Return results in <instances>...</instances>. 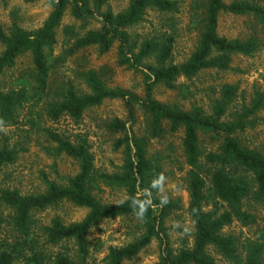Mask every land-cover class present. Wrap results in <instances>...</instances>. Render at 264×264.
Returning <instances> with one entry per match:
<instances>
[{
	"label": "trees",
	"instance_id": "obj_1",
	"mask_svg": "<svg viewBox=\"0 0 264 264\" xmlns=\"http://www.w3.org/2000/svg\"><path fill=\"white\" fill-rule=\"evenodd\" d=\"M47 1L51 12L37 30L28 32L13 24L8 34L0 32L3 47L0 77L13 69L20 57L28 55L30 60L29 68L18 75L12 87L6 90L0 87V124L15 126L20 114L27 109V126L39 130L45 116L51 121L63 116L78 121L87 109L98 107L104 101L119 100L128 111L129 121H134L135 107L143 112L149 139L181 132L180 152L189 168L187 217L192 225V244L177 252L170 249L164 221L179 209L178 205L164 202L157 196L161 168L147 157L146 139L129 134L124 122L114 120L109 128L122 134L115 148H123V161L119 171L111 174L95 169L86 142L71 143L50 130H43L49 143L55 145L53 152L74 160L79 170L65 185L47 181L44 192L36 195L23 196L16 190L0 189V207L7 211L4 223L8 230V236L0 243V264H88L90 231L104 221L117 218L137 221L141 232L128 244L110 248L103 264L131 261L153 240L158 242L159 248L155 264H215L207 254L209 248L229 264H262L264 232L258 240L240 243L232 235L223 234V230L234 221L244 226L255 223V217L249 212V202L264 212V155L245 148L237 137L253 128L256 116L264 110V91H255L252 103L236 112L231 121H224V116L238 94L235 85L220 87L212 98L210 113L197 105L184 110L176 104H162L153 99L152 91L161 85L166 90L178 91L187 99L188 86L179 84V79L189 81L204 71L226 72L231 69L232 57H253L261 47L260 42L253 37L245 40L220 37L218 18L221 13L251 16L264 27V4L258 0L228 5L223 0H203L202 12L195 19L200 28L196 47L186 61L172 64L170 57L175 43L172 36L146 39L135 53L128 31L143 20L149 9L177 13V1L130 0L128 7L117 14L109 10L101 12L110 0ZM68 8L77 21L98 15L101 27L82 37L69 27L68 36L73 43L65 50V57L87 48H95L104 55L117 45L119 66L134 71L144 69L141 71L144 76L142 98L106 87L100 76L91 70L76 75L86 92L70 82L53 87L51 75L63 63L64 56L54 57L52 49L56 44V30ZM152 56L155 63L144 64ZM200 136L207 137L215 147L205 155L200 149ZM6 144L5 141L0 144V172L15 163L24 150ZM102 187L124 190L127 198L117 204H102L97 197ZM63 203L87 210L86 217L69 225L53 218L38 232L33 214ZM1 218L0 215V228H3ZM68 243H72L73 249L67 250ZM55 247L59 250L56 253L51 250Z\"/></svg>",
	"mask_w": 264,
	"mask_h": 264
},
{
	"label": "rangeland",
	"instance_id": "obj_2",
	"mask_svg": "<svg viewBox=\"0 0 264 264\" xmlns=\"http://www.w3.org/2000/svg\"><path fill=\"white\" fill-rule=\"evenodd\" d=\"M178 2V12L175 14L159 13L148 10L143 20L128 31L131 37V46L137 53L138 47L146 39H161L172 36L175 43L171 58L172 64H180L186 61L194 51L200 28L196 18L202 12L203 0H171ZM253 0H223L228 5L232 2ZM261 5L264 0H258ZM130 0H110L102 7L101 12L111 11L114 14L124 11ZM51 12L47 0H38L28 3L25 0H0V32L8 34L11 26L16 24L20 29L31 32L40 28ZM73 28L76 35L82 37L89 31L98 30L101 27V19L98 15L86 21H77L70 15V8L56 30V44L52 49L54 57L64 56L63 63L52 73L50 82L55 88L61 83L70 82L80 91L86 92L85 86L76 77L84 71L96 72L106 87L120 89L132 95L142 98L144 95V76L139 71L130 70L118 65L117 45L100 55L94 48L78 51L72 56L65 57L67 50L73 43L68 36V28ZM217 34L226 39L245 40L256 38L260 49L253 57H232L230 70L220 72L216 70L201 72L191 80L183 78L178 83L188 86L189 94L183 99L178 91L166 90L157 85L153 88V99L165 105H178L181 109L189 110L191 105L202 107L210 113L212 98L220 87L235 85L238 94L230 103L224 121H231L233 115L242 107H248L253 100L255 91H264V27L251 16H234L221 13L218 18ZM3 47L0 44V53ZM28 55L17 59L13 69L6 71L0 77V87L6 90L13 86L19 74L25 72L30 64ZM155 63L152 56L144 61V64ZM27 109L20 114L15 126L5 127L0 124V144L17 146L24 149L18 155L15 163L8 165L0 172V189L16 190L21 195H36L44 192L47 181L59 185H65L66 181L78 173V164L63 155L53 152L55 145L49 143L44 129L58 134L61 138L71 143L86 142L89 153L93 156L94 167L100 172L108 174L118 172L122 166L123 148H115V142L122 137L121 133L114 132L109 125L114 120L126 124L129 134L137 138H145L147 141V157L161 168V179L158 182L157 196L164 202L175 203L178 210L173 211L165 218L164 227L169 240V247L174 252L185 245L192 244V225L187 217L188 190L187 173L189 168L185 165L180 152L181 136L163 134L157 139H149L147 135L146 116L143 112L134 108V121H129L128 111L122 101H104L100 106L87 109L82 117L75 121L67 116L57 121H51L46 116L42 118L40 129L31 130L26 122ZM253 128L247 129L237 137L241 144L253 151L264 155V110L256 116ZM207 137L200 136V149L204 155L214 149ZM204 157H202L203 160ZM102 204H117L126 200L124 190L102 187L97 194ZM249 212L255 217V223L244 226L234 221L223 230V234L232 235L240 243L245 240H256L260 233L264 232V212L252 202L248 203ZM1 208V207H0ZM3 228H0V243L8 236L4 221L7 211L0 209ZM87 215V210L77 208L69 203L60 204L54 208L36 212L33 214L35 229L39 232L48 226L53 218H59L65 225L82 221ZM139 224L131 218H117L104 221L96 229H92L88 235L89 244L88 264H103V259L110 248L122 247L140 235ZM258 240V239H257ZM66 246V245H65ZM63 248V247H62ZM60 249V248H59ZM73 249L72 243L67 244V250ZM54 253L57 247L51 249ZM240 251V250H239ZM207 254L215 264H229L217 252L209 248ZM158 242L153 240L148 247L142 250L131 261L124 264H155L158 262ZM261 263L264 264V255Z\"/></svg>",
	"mask_w": 264,
	"mask_h": 264
}]
</instances>
